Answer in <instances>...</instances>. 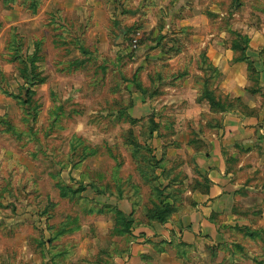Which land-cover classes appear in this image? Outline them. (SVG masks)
<instances>
[{"label":"rangeland","instance_id":"obj_1","mask_svg":"<svg viewBox=\"0 0 264 264\" xmlns=\"http://www.w3.org/2000/svg\"><path fill=\"white\" fill-rule=\"evenodd\" d=\"M248 41L264 44V0H0V264H110L131 247L128 220L190 214L207 186L194 157L230 106L228 74L251 72L231 52ZM239 104L264 124L261 104ZM253 139L224 153L210 231L155 243L147 264H264Z\"/></svg>","mask_w":264,"mask_h":264},{"label":"crops","instance_id":"obj_2","mask_svg":"<svg viewBox=\"0 0 264 264\" xmlns=\"http://www.w3.org/2000/svg\"><path fill=\"white\" fill-rule=\"evenodd\" d=\"M208 49L209 52L213 51V55L209 53V63L221 76L222 63L226 61V59H222L221 53H219L221 48L219 45L210 44ZM231 52L234 54L233 50ZM244 54L245 59L239 62H245L246 72L249 70L251 72L244 73L240 79L241 83L230 72L228 79L233 83L226 88V97L232 101L238 100L243 105H247L249 109L256 110L261 104L264 110V44H252V41H248ZM234 66L230 69H234ZM247 99H249L248 103ZM257 99L261 101L258 102ZM256 102L259 103L258 106ZM206 107L208 111L210 105L207 104ZM217 116L218 125L214 128L216 133L203 138L208 146L207 152L205 154L197 153L194 157L196 169L205 178L207 186L204 184L203 188H196L191 192L190 202L193 209L190 214L184 215L181 220L171 218L165 223H137L136 227L131 230L134 238L132 237L133 242L130 243V249L120 255H114L110 264H147V260L156 254L153 248L155 243L161 241L166 244L188 243L192 232L205 228L210 231L208 228L210 211L228 191L227 159L224 153L240 143L247 144L254 140V134L256 138L257 134L264 135V124L259 120L262 117L258 118L255 113L244 115L234 109L229 112L218 113ZM256 128L257 133H255ZM178 221L182 223V226L184 225L182 230L177 226ZM189 222L190 227L188 226ZM157 233L159 237L156 236Z\"/></svg>","mask_w":264,"mask_h":264},{"label":"trees","instance_id":"obj_3","mask_svg":"<svg viewBox=\"0 0 264 264\" xmlns=\"http://www.w3.org/2000/svg\"><path fill=\"white\" fill-rule=\"evenodd\" d=\"M232 48H233V51H240V52L244 51L245 52V50H246V44H245V48H241L237 44H233ZM244 59H245V57L242 58L241 61L244 60ZM214 71L216 72V70H214ZM207 98H208L207 100L206 99H204V100H206L208 102V104L210 105V107H214L215 105H217V100H215L211 96H208ZM239 103L240 102L238 100H235V101L230 100V102H229L230 106H229L228 109H223L221 107V104L218 103V109H217V111L216 110H213V112L218 115V113L229 112V111L235 109V110L243 113L244 115H249L248 113H244L241 109H239V106H238V105H240ZM237 106H238V108H237ZM216 124L218 125V118L216 120ZM172 212L173 211H172V208L171 207H168V208H165V209H163V208H156L155 209V212H153L151 215H149V217H148V215H146V217L149 219L148 221H150V222L165 223V222L170 221L169 220V217H170V215H171ZM121 222L122 221L119 220V224H121ZM136 225L137 224H136V222L134 223V220L133 221L132 220H128V223L126 224V230L129 231V235L131 234V230L134 229L136 227ZM114 234H118V236H120V233L118 231H116ZM132 240L133 239L131 237V240L130 241H132Z\"/></svg>","mask_w":264,"mask_h":264}]
</instances>
